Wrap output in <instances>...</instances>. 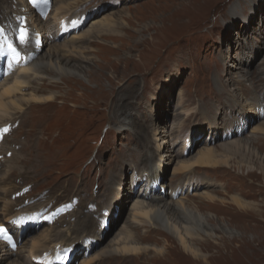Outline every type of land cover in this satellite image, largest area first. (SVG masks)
Returning a JSON list of instances; mask_svg holds the SVG:
<instances>
[{
    "label": "rangeland",
    "instance_id": "1",
    "mask_svg": "<svg viewBox=\"0 0 264 264\" xmlns=\"http://www.w3.org/2000/svg\"><path fill=\"white\" fill-rule=\"evenodd\" d=\"M19 3L24 5L26 0H19ZM122 3V7L110 9L102 16L96 17L79 34L61 42L67 43L65 46L61 47V43L56 42L48 43L49 46L42 55L45 56L52 46L58 45L62 55L57 54L59 57L54 60L59 58L62 64L71 65L69 68L78 65V73L91 75V83L77 78L80 84H73L75 79L71 78V82L58 86L46 82L39 85L40 95L63 96L53 100L54 103L33 106L36 108L29 106L22 115L16 117L20 119L22 126L14 139H6L10 141L11 146L6 142L7 151L16 150L14 154L19 152L23 157V152L29 153L36 147L40 138L38 134L45 130L43 150L49 148L48 145L60 135L57 145L66 158L58 161L57 152L50 150L52 154H45L46 162L41 172L19 171L4 181L6 188L8 184H32L34 196L46 192L51 195V199L63 201L79 196L82 205L78 213L75 211L70 215L71 219L76 213V217L85 215L90 200H93L91 194L99 196L96 203L99 207L111 198L109 209L112 213L117 209L115 213L120 211L122 216L118 221L112 220L114 229L109 232L105 242L100 238L99 226H95L94 215L79 218L75 224L64 219L61 225L46 226L43 233L37 232L23 241L18 254L14 252L15 257L5 264L15 261L34 264L33 257H25L26 247L40 234H46L52 229L56 233L53 239H65L74 244H79L85 238L102 241L100 249L92 256L105 250L123 227L127 226L131 230L128 215L133 207L132 203L137 198L129 204H123L122 201L126 199L123 195L126 192H121L119 183L126 184L127 188L133 185V179L131 181V174L127 169L135 167L137 162H145L148 169L149 163L155 165L160 159L163 160L161 154L157 158V151L151 140H166L165 137L172 133L175 125L181 127V130L174 131L172 136L168 137L166 146L173 148L174 143L178 142L174 153H181L182 157L173 160V165L168 171L169 184L182 181L178 180V177L190 182L194 174L206 175V188L203 190L201 186L196 187L193 183L180 186L181 189H188V192L191 189H199L193 195L188 193L185 198L195 214L203 218L204 230L208 234L202 235L197 228H191L184 233L188 241L191 240L193 245L195 243L194 246L201 249V259L186 255L177 239H173V235L161 231L152 234L158 237V240L143 243L146 247H156L161 251H145L135 258L102 257L88 264H264V162H260L261 159L258 158L262 157L264 160V119L257 113L258 110L256 114H244L239 103L241 100L262 102L264 99V0H122ZM11 4L12 0H0L1 19L15 13ZM85 4L86 2L81 4L75 0H62L59 3L53 0V8L47 21L42 22L34 17L31 25L45 35L49 34L48 39L51 40L52 35L56 36L60 22L66 18L74 19L72 12L76 13ZM71 6H77L76 10L71 11V8L67 11ZM233 7H237L240 18L232 13ZM97 22L102 25L98 32L90 30ZM104 48L115 50L104 53L101 50ZM75 49L81 56L77 55L76 59L62 58L63 52ZM228 57L233 62H229ZM85 67L92 68L93 73L85 70ZM236 69L246 72L245 76L250 78V81L242 82L234 77ZM98 83L110 89L93 97L90 90H95L94 87ZM254 86L256 90L253 89ZM221 100L227 104L222 106L219 103ZM180 102L183 106L181 111ZM229 111L236 113L233 119L229 118ZM7 112H10V109ZM129 114L134 116L136 122L130 132L119 135L120 118ZM238 115L244 117L252 130L241 138L223 142V131L236 126ZM229 121L232 122L228 124ZM15 123L16 121H11L9 124ZM189 131L194 132H190L194 150L185 157V144L182 145L180 141L183 139L181 136ZM206 134V138L198 141ZM247 139H256L249 144L255 153L235 148L230 150L232 152H227V163L221 162L208 168L194 166L190 171L177 175L183 170L179 168L180 162H192L205 149H216V154L219 151L217 155L221 156L222 150L231 148L233 141ZM213 140L220 142L214 146L210 145ZM124 145L126 148L120 153ZM180 146L182 148L179 152L177 149ZM149 151L154 152L153 161L147 159ZM119 153L120 155L114 158ZM163 155L167 154L162 153ZM98 157L100 164L96 161ZM165 162L169 163V159ZM165 162L163 164L167 168ZM102 165L104 169L100 170ZM1 167L2 176L7 168ZM108 173L107 185L110 192L103 190L97 181L107 178ZM21 188L17 190L18 187H15L10 191L0 192V202L11 196L7 200L15 204L13 215L21 204L13 201L12 195ZM201 193L216 196V200L207 201L196 196ZM166 197L168 201L172 200ZM233 197L250 205L239 208L232 202ZM46 203L35 206L47 205ZM12 211L9 210L6 216L0 211V224L13 216ZM178 222L179 220L176 224ZM211 227L215 228L213 232H210ZM219 227L220 229L216 230ZM70 230L72 232L68 235ZM231 230L236 234L232 235ZM86 233L91 235L83 237ZM37 248H42L40 241H37ZM38 256L39 254H35V257ZM87 261L89 259H83L78 264H86Z\"/></svg>",
    "mask_w": 264,
    "mask_h": 264
},
{
    "label": "bare ground",
    "instance_id": "2",
    "mask_svg": "<svg viewBox=\"0 0 264 264\" xmlns=\"http://www.w3.org/2000/svg\"><path fill=\"white\" fill-rule=\"evenodd\" d=\"M58 1L60 2L62 0H54L55 3L56 2L59 3ZM78 1H80L82 4V2H85L87 0H75V2H78ZM68 5H70V4H68ZM71 8H72L71 11H73V10H76L77 6H74V7L71 6L70 8H67V11ZM233 9H234V11L232 13H234L237 18H240L239 15L237 14L238 13L237 7H233L232 10ZM72 13H74V12H72ZM60 18H62V17H60ZM33 19H34V16L32 14L30 21H32ZM101 26L102 25H99V22H97L94 24L93 28H91L90 30L98 32V28ZM90 30H89V32H91ZM58 33H59V30L56 33V36L58 35ZM66 44L67 43H61L59 46L62 47V46H65ZM57 46L58 45L52 46L51 50H49V52L45 56L42 55L32 66L25 68V69H22V70H18L13 75V77H11L10 79H8L5 82H3L2 84H0L1 85L0 86V128L8 125L11 121H17L18 118H16V117L22 115L27 110V108L29 106H32V108H36L33 106L45 105L47 103H54L53 100H55V99L57 100V98H59V96H61V95H54V96L40 95L38 93L39 85H42L45 82L52 85V86H58L59 84H63V83L65 84L68 81L71 82L72 81L71 78H74L75 80H73V84H80V80H77V78H79V79L85 81L86 83L87 82L91 83V81L89 79V77L91 75L87 76L84 73H78V71H77V68H79L78 65H76L75 68H69V66H71V65L62 64L61 60L59 61V58L54 60L58 56L57 54H59V56L62 55V52L59 50V48ZM101 50L104 51V53L105 52H113V50H115V48H113V49L104 48ZM106 50H108V51H106ZM77 55H80V53L78 51H76V49H75L73 51L63 52L62 58L65 57V58H69V59H72V58L76 59ZM228 59H229V62H233V60L231 61L230 57H228ZM64 62L66 63V61H64ZM84 69L88 70L91 74L93 73L92 68H86L85 67ZM236 71H237V73L234 75V77H236L238 80H240L242 82L250 81V78H246V76H245L246 72H244L243 70H240V69H236ZM240 71H242V72H240ZM261 80H263V79L261 78ZM94 88H95V90H90V92L93 94L92 95L93 97H96L97 94L103 93V91H108V89H110L107 87L105 88L100 83L96 84ZM253 89L256 90V86H254ZM234 90L237 91V89H234ZM84 102H85V100H84ZM60 103L63 104L62 102H60ZM239 103H240V106L242 107V111L244 114H248V113L256 114L257 110L264 108V101L261 102V100L253 101L252 99H250V100L248 99L247 101L241 100V101H239ZM32 108H31V111H32ZM77 108H79V107H77ZM9 109H10V112H7ZM182 109H183L182 102H180L179 103V110L181 111ZM3 113H5V114H3ZM257 113L261 114L259 111ZM77 114H75V115H77ZM178 116H179V114H178ZM75 119H77V118H75ZM154 121H156V119H154ZM120 122H121V125L119 126V128H121V129L118 130V134L119 135H125L127 132H130L132 130V126H133V124H135L136 119L134 118L133 115L129 114L127 116H124L123 118H120ZM231 122L232 121H229L228 124H230ZM179 129L181 130V127H177L176 125L173 126L172 133L170 135H167V136L165 135L166 136L165 138L168 139L169 136H172L174 131H177V130L179 131ZM45 132H46L45 130L40 131V133L38 134V136L40 137L39 142L36 143V147L32 151H30L29 153H26V151L23 152L24 153L23 157L20 156V153L19 154L16 153V154H14V156H16V158L13 156V158L9 161H7L5 159L2 166H3V168H7V171H5V174H3L0 177V192L2 190L10 191L16 187V186L13 187L12 185L8 184L7 185L8 187L6 188V185H4V181L9 180L11 178L12 174L15 172H19V171H22L24 173H26L28 171H35L37 173L41 172L42 167L45 165V162H46L45 161V154L50 152V150H55L57 152L58 161H61L64 158H66L65 153L62 152V150H60V147L57 145L58 142H60V137H61L60 135L53 140L52 144L48 145V147L50 149L47 148V149L43 150V147L45 145H44L42 140H43V135L46 134ZM262 132L264 134V129H262ZM61 135H62V132H61ZM157 136H158V134H157ZM248 138H251V137H248ZM167 139L164 140V139L155 138V139L151 140L152 144L155 145V150L157 151V153H156L157 158L161 154V158L163 157V160L160 159V161L155 165H154V163L153 164L149 163V166H148L149 168L146 170H142V173L143 172L148 173L151 176V178H158V177L164 178V183H165V180L168 176V171L170 170V167L173 165V160H175L176 158L178 160L182 157L181 153L180 154L174 153L175 147L178 144V142L174 143L173 148H170V147L166 146V144L168 143ZM255 140L256 139H253L250 141L255 142ZM250 141H249V139H247L245 141H241V140L233 141L232 142L233 144L229 143L231 148L223 149L222 150L223 153L221 156L217 155L219 151H217V154H216V149H213V148L205 149V151L198 154L192 162L186 161V160L180 162L181 165L179 168H181L183 170L181 173H178L177 175L183 174L185 171H190V169L193 168L194 166L201 167V168H208L210 165H219V163H221V162L227 163V160L229 159L227 152L230 150H234L235 148L243 149L244 151H246L248 153L249 152L255 153L252 150L251 146L249 145ZM6 142H10V141L5 140V143L3 144V148L1 151V152H5V154L8 153V151H7L8 146L6 145ZM230 152H232V151H230ZM162 153H164V154L166 153L167 155L162 156ZM154 156H155L154 152L149 151V155H148L147 159L153 161V159H155ZM54 157H56V156H54ZM258 158L261 159L260 162H262V161L264 162L262 157H258ZM167 159H169V163L165 162ZM164 162L167 164V168L163 164ZM132 184L133 185H131V187L127 188L126 184L120 185V183H119V186L121 188V192H124V191L126 192V194L123 195L124 198H126L125 201H122L123 204L125 202H126V204H129L130 202H133L137 198L132 203L133 207L131 206L132 208H130L129 215H128L129 216V219H128L129 226L132 229L129 230L127 226L123 227V229L120 230L121 232L118 233L117 237L113 241L110 242L111 244L108 245L107 248H105V250L103 249L100 253L89 258V261H87L86 264H88L92 260L98 261L102 257H111V256L118 257V256H121V257H125V258H135V257H139L145 251H154V252L161 251L156 247H146L143 244L146 241L158 240V237H155L152 234L154 232H161V231L173 235V239H177V241L179 242V245L181 246V248L183 249V251L185 252L186 255H189L195 259H199L202 256V254H201L202 251L200 252L201 249H198L196 246H194L195 243L193 245L192 244L193 242H190L191 240L188 241L184 231L188 232V230H190L191 228H197L199 232L201 231V233H203L202 235L207 236L208 233L206 232V230H204L205 226L203 223V218L201 216L196 215L195 212L188 206V204L186 203V198L182 197L178 201H174V200L168 201L161 194L155 195L153 197L147 196V195H144L143 193H138L137 191H135V189H134L135 180L134 179H133ZM196 196L201 197L207 201H215L216 200V196H213L210 194L208 195L206 193H201V194L196 195ZM231 200L239 208H244L249 204V203H246L245 201H243L237 197H233V198H231ZM50 203H52V201ZM40 204H42V203H40ZM14 205L15 204L13 202H10L7 199H4V201L0 202V206H1L0 211L3 212L2 215L6 216L8 214L9 210H11V211L13 210ZM47 205H49V204H47ZM47 205H38V206H35L34 208H28V209L21 211V212H31L32 210H34L36 208H41V207L47 206ZM115 211H118V210L117 209L113 210L114 213H112V215H111L112 220L116 219L115 218V215H116ZM21 212L16 211V213L13 215V211H12L13 216H10L8 219H6L3 222V224H8L9 221L11 220V218L18 216ZM174 219H175V221H174ZM177 220H179L178 224H176ZM90 226H91V224H90ZM181 227L184 230H182ZM207 227H210V226L207 225ZM219 229H220V227L217 228L216 230H219ZM132 230H134L136 232V234L133 233ZM214 230H215V228H212V227L210 228V232H213ZM43 232H41V233H43ZM71 232H72V230H70L68 235H70ZM55 234L56 233L52 229V230L48 231V233L40 234L37 239H33L32 241H30L31 245L29 244V246H27V247L25 245V247H26L25 257H27V256L33 257V259H34V258H36L35 254H39V256H41L43 253H46V252H49V251L55 249V247L57 245H63L64 247H68L71 244L72 245L74 244V243H72V241L65 240V239H53ZM231 234L235 235L236 233L233 230H231ZM90 235H91L90 233H86L85 235H83V237L90 236ZM198 235H199V233H198ZM197 240H199V239H197ZM206 240H208V239H206ZM206 240H203V241L206 242ZM37 241H40V247H42L41 249L37 248ZM43 243H45V244H43ZM199 243H200V241H199ZM26 244H28V243H26ZM197 244L198 243H196V245ZM198 246L200 247L199 244H198ZM17 254L18 253H16V255ZM218 254H220V251L218 252ZM12 257H15V253L10 251L5 244L0 243V264L7 263ZM219 258H222V257H219ZM202 260H203V258H202ZM12 264H24V262L20 263L19 261H15Z\"/></svg>",
    "mask_w": 264,
    "mask_h": 264
},
{
    "label": "snow or ice",
    "instance_id": "3",
    "mask_svg": "<svg viewBox=\"0 0 264 264\" xmlns=\"http://www.w3.org/2000/svg\"><path fill=\"white\" fill-rule=\"evenodd\" d=\"M19 39H20V42H21V43H23L24 40H25V36H24V34H23V29L21 30V35H20ZM10 47H11V46H10ZM12 51L15 52V49L13 48ZM0 231H2V230H0Z\"/></svg>",
    "mask_w": 264,
    "mask_h": 264
}]
</instances>
